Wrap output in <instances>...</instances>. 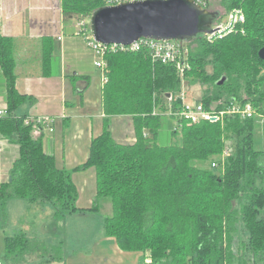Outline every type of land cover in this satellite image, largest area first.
<instances>
[{
    "label": "trees",
    "instance_id": "16d2710c",
    "mask_svg": "<svg viewBox=\"0 0 264 264\" xmlns=\"http://www.w3.org/2000/svg\"><path fill=\"white\" fill-rule=\"evenodd\" d=\"M220 3L226 13L240 9L245 23L221 37L199 36L187 42L189 68L184 78L205 88L206 108L235 101L251 105L254 118L193 125L177 120L174 134L181 133V143L159 145L165 103L172 96L173 108L181 105L183 78L174 65L154 62L146 49L105 56L104 128L91 142L88 161L78 169L96 171L90 211L99 210L101 199L112 203V215L104 221L106 237L123 252L147 253L145 260L151 258V264H264V151L256 148L257 118L264 117V60L259 56L264 48V0ZM102 7L104 0H61L66 18H90ZM41 45L42 74L52 76L58 72V63L51 69L54 41L43 37ZM16 67L15 39L0 32L7 104L0 135L15 137L19 146L10 178L0 185V227L7 224L9 201L20 199L30 209L52 205L48 232L57 233L60 221L80 211L78 190L71 173L57 167L35 136L39 125H26L31 116L18 115L26 102L35 101L18 91ZM115 116L133 118L134 144L114 140L110 119ZM240 226L245 239H240ZM4 246V259L14 263L34 254L49 255L48 246L26 232L5 236ZM51 256L64 258L63 253Z\"/></svg>",
    "mask_w": 264,
    "mask_h": 264
},
{
    "label": "crops",
    "instance_id": "0c3cea01",
    "mask_svg": "<svg viewBox=\"0 0 264 264\" xmlns=\"http://www.w3.org/2000/svg\"><path fill=\"white\" fill-rule=\"evenodd\" d=\"M72 19L64 16L61 0H0V32L15 39L17 89L35 101L26 102L18 115L48 120L35 129L34 134L42 139L45 151L54 156L57 167L71 173L78 190L77 207L80 210L75 214L87 217L106 211L111 216L112 203L108 199L99 201L98 211H90L96 196V171L94 168L78 169L88 161L92 140L103 132L104 78L102 70L95 65L96 59L88 60L81 54L80 47L85 38L78 34L77 24H70ZM67 25L72 33L67 34ZM43 37H51L54 41L51 69L55 70V63H58V72L48 77L42 74ZM0 75V110H6L7 104L2 105L3 99L6 102V81L2 71ZM110 132L122 145L134 144L137 140L130 116L112 117ZM14 141L15 137L0 135V185L9 180L13 163L19 157V146ZM21 201L10 200L8 213L11 205L26 213L30 207ZM49 207L53 208L50 204L43 208ZM241 236L245 239L243 233ZM102 244L96 262L90 264L145 262L147 253L123 252L115 240L106 235H103ZM78 264L89 262L80 260Z\"/></svg>",
    "mask_w": 264,
    "mask_h": 264
},
{
    "label": "rangeland",
    "instance_id": "374dc122",
    "mask_svg": "<svg viewBox=\"0 0 264 264\" xmlns=\"http://www.w3.org/2000/svg\"><path fill=\"white\" fill-rule=\"evenodd\" d=\"M221 0H211L210 11L220 13V21L225 23L227 21V13L221 6ZM90 22V20H87ZM78 18L70 20V24H78ZM216 23H219L218 21ZM67 34L72 33L71 28L66 27ZM83 39V38H82ZM86 40L83 39V46L80 47L81 54L86 59L92 58L95 60L94 52L87 46ZM1 74V71H0ZM1 76V75H0ZM204 87L199 82L192 79H182V90L179 94L183 97L184 102L189 106H196L202 101ZM6 102L3 99L2 105L5 107ZM163 113L162 125L157 138V143L163 146L179 145L181 143V133L174 134V128L177 125V120L168 113L169 102L166 101ZM21 107L18 113H22ZM257 133H256V148L264 151V117L257 118ZM20 202V201H19ZM23 204H27L22 200ZM9 208L8 220L6 226L2 229L0 227V262L2 264H13L12 260H5V236H13L20 232H26L31 239L39 240L48 246L49 255L47 257H40L37 254L27 256L24 259H18L14 264H78L80 260H88L95 263L98 257L97 251L100 248L103 240L104 229L103 222L108 214L106 211L100 214L91 213L87 217H81L78 214L68 215L64 220L58 223V232H48V226L52 224L53 208H39L34 207L29 209L26 213L22 212L20 208ZM49 209V210H48ZM89 218V219H87ZM242 235L241 226L239 227ZM239 237V236H238ZM237 242L235 249L237 252ZM60 253L64 254L62 261L50 260L51 255L58 257ZM48 260V261H46ZM68 262V263H67ZM241 264L245 262L240 261ZM261 264V263H259Z\"/></svg>",
    "mask_w": 264,
    "mask_h": 264
},
{
    "label": "water",
    "instance_id": "95a60500",
    "mask_svg": "<svg viewBox=\"0 0 264 264\" xmlns=\"http://www.w3.org/2000/svg\"><path fill=\"white\" fill-rule=\"evenodd\" d=\"M219 19V12L194 0H148L102 7L91 15L90 27L98 43L130 46L140 39L190 42L212 34ZM259 56L264 60V48Z\"/></svg>",
    "mask_w": 264,
    "mask_h": 264
},
{
    "label": "built area",
    "instance_id": "2783aa9c",
    "mask_svg": "<svg viewBox=\"0 0 264 264\" xmlns=\"http://www.w3.org/2000/svg\"><path fill=\"white\" fill-rule=\"evenodd\" d=\"M148 0H104V7H115L124 3H134L143 2ZM202 8L207 9L210 0H194ZM227 21L222 23H216L213 26L215 31L212 34L206 35L209 40L216 36H224L228 33L236 31L238 26H242L245 23V16L240 9L233 10L227 13ZM91 18V17H90ZM90 18L80 19L77 27L78 34L83 36L87 42L88 47L94 52L95 55V65L97 68L104 72L106 68L105 56L108 52H114L117 50L127 51V52H139L143 49L148 50L150 56L154 62H159L162 64H172L178 70L180 77L184 79L185 71L189 68V49L187 42L181 41H157L149 39H140L130 46L122 45H104L98 43L94 40L91 33L90 22L87 20ZM104 82L106 81L105 75L103 73ZM180 96V95H179ZM181 105L174 109L172 106L173 98L168 97L169 102V114L170 117L176 120L186 121L189 125L198 124L202 121L218 122L222 121L227 117H240L241 119H249L257 116L256 110L251 105L238 104L235 101L229 104H223L221 108L217 106H212L206 108L202 101L196 106H189L184 102L182 96ZM5 116V110H0V118ZM215 119V121H212ZM48 120H40L36 118H28L25 121L26 125L31 123L35 125L42 126V123H46ZM217 165L212 164V168L215 169ZM151 258H146L144 264H151ZM0 264H2L0 262Z\"/></svg>",
    "mask_w": 264,
    "mask_h": 264
},
{
    "label": "flooded vegetation",
    "instance_id": "af4514ba",
    "mask_svg": "<svg viewBox=\"0 0 264 264\" xmlns=\"http://www.w3.org/2000/svg\"><path fill=\"white\" fill-rule=\"evenodd\" d=\"M211 12H214V11H211ZM218 21V20H217Z\"/></svg>",
    "mask_w": 264,
    "mask_h": 264
}]
</instances>
